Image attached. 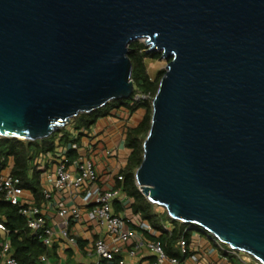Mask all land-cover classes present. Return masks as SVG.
Wrapping results in <instances>:
<instances>
[{"label": "water", "instance_id": "95a60500", "mask_svg": "<svg viewBox=\"0 0 264 264\" xmlns=\"http://www.w3.org/2000/svg\"><path fill=\"white\" fill-rule=\"evenodd\" d=\"M168 61L137 185L264 264V0H0V137L50 138Z\"/></svg>", "mask_w": 264, "mask_h": 264}, {"label": "trees", "instance_id": "16d2710c", "mask_svg": "<svg viewBox=\"0 0 264 264\" xmlns=\"http://www.w3.org/2000/svg\"><path fill=\"white\" fill-rule=\"evenodd\" d=\"M129 50L133 62L132 77L135 85L133 95L128 99L114 100L91 114H80L77 117L79 122H75V130H89L99 119L111 115L113 111H126L130 115L136 114L141 109L146 111L140 124L129 128L127 132L126 146L131 150V154L126 168L120 174L124 179L123 189L127 197L133 199L131 206L133 213L140 215L152 229L161 233L159 237L153 236L151 239L160 241L166 254L181 262L188 256V254H183L179 247L181 240L184 239L190 243L195 230L206 234L208 232L197 226L173 220L163 208V212H159V207L151 203L137 185L136 172L144 158V142L152 123V101L158 92L165 70L160 71L155 78L150 76L147 60H160L162 53L149 52L144 42H132ZM139 94L148 96V99H136ZM70 142L69 132L65 128L60 129L50 138L38 141L0 137V155L13 159V175L19 177L22 187L31 191L37 203H41L44 196L40 180L44 168L34 166V159L45 153L55 154L59 145H68ZM69 154L73 158L78 156L75 151H70ZM120 210L121 208H118V213ZM0 224H4L9 233L19 264H44L41 256L50 254L49 249L44 245L40 235L33 233L28 227L26 218L20 213V207L0 200ZM168 226L172 229L168 230ZM213 238L217 240L216 237L213 236ZM228 256L232 264H244L238 256L232 254Z\"/></svg>", "mask_w": 264, "mask_h": 264}, {"label": "built area", "instance_id": "2783aa9c", "mask_svg": "<svg viewBox=\"0 0 264 264\" xmlns=\"http://www.w3.org/2000/svg\"><path fill=\"white\" fill-rule=\"evenodd\" d=\"M137 97L136 99H148V96L137 95ZM72 122L73 120L67 127L72 126ZM71 130L74 138L73 135L70 136L71 142L68 145H59L55 154L45 153L39 155L34 160L33 165L46 167L49 164H55L54 187L67 193L71 199L80 197L83 206L87 209L89 220L96 222L101 229L106 230L114 243L133 241V248L130 251L131 256H136L140 250L147 249L157 257L152 264H180L177 258H171L166 254L160 241L139 237L136 230L128 228L126 217L115 212L114 208L120 192L114 188L101 186L99 184V174L92 159L81 155V144L78 140L82 134H89V130ZM70 151H75L78 154L77 158L70 156ZM13 168V159L0 155V200L20 207V213L26 218L28 227L33 233L40 235L48 249L53 246L57 235H60L71 245L77 244L76 239L71 234V224L83 220L81 208L63 204L58 205L53 200L52 190L43 188L44 201L49 204L51 209L57 211L58 219L55 227L51 226L46 214L26 197L27 190L22 187L21 179L13 175ZM119 179L123 180V177L119 176ZM140 227L144 230L150 229L149 224L146 222H141ZM0 230L7 231L4 224H0ZM208 235L213 238L210 233ZM215 242L222 251L238 256L244 264H263L248 254L230 247L226 248L225 244L218 239ZM3 247L6 252H10L12 248L9 241L4 243ZM179 247L185 255L190 251L189 245L184 239L181 240ZM86 251L89 255L96 254L99 259L98 264H104L103 261L113 262L117 252L116 248L109 245L104 238H98L96 242L94 241L86 247ZM193 257L196 259V256ZM41 261L44 264H49L50 259L45 254L41 256ZM5 264H19V262L12 253L7 257ZM118 264L129 263L121 261Z\"/></svg>", "mask_w": 264, "mask_h": 264}, {"label": "crops", "instance_id": "0c3cea01", "mask_svg": "<svg viewBox=\"0 0 264 264\" xmlns=\"http://www.w3.org/2000/svg\"><path fill=\"white\" fill-rule=\"evenodd\" d=\"M126 114L129 113L126 111H113L111 115L99 119L89 129V134H82L79 137L80 152L81 155L92 159L99 174V184L105 188H114L120 192L114 208L117 213L118 208H121L119 214L126 217L128 228L136 230L139 237L152 240L151 237H159L161 233L151 227L149 230H144L140 227L141 222H146L147 224L148 222L142 220L140 215L133 213L131 208L133 199L127 197L124 192V179H119L121 172L128 164L131 154V150L126 146L127 132L129 128L136 127L131 126L130 122L125 120L124 115ZM36 167L44 168L40 180L42 189L50 188L53 200L58 205L80 207L83 216L82 221L71 224V234L76 239L77 244L71 245L60 235H57L53 246L49 249V264H98L99 259L96 254L89 255L86 251V247L90 246L94 241L96 242L98 238H104L109 245L117 250L115 260L113 262L103 261L102 263L104 264H118L121 261L129 264H152L156 261L157 257L147 249H142L136 256H131L130 251L133 248V241L114 243L106 230L101 229L96 222L89 220L87 209L83 206L80 197L71 199L67 193L57 190L54 187L55 164H49L46 167ZM26 197L46 214L50 225L55 227L58 219L57 211L51 209L44 200L41 203H37L35 196L29 190L26 191ZM159 209V212H163ZM167 229L171 230L172 227L168 226ZM7 241L11 243L8 231L0 230V264H5L10 254L13 253L15 255L13 247L10 252L5 251L3 245ZM188 245L190 250L188 256L183 261H179L180 264H232L229 261L228 254L222 251L215 240L204 232L195 230ZM193 256H196V259Z\"/></svg>", "mask_w": 264, "mask_h": 264}, {"label": "rangeland", "instance_id": "374dc122", "mask_svg": "<svg viewBox=\"0 0 264 264\" xmlns=\"http://www.w3.org/2000/svg\"><path fill=\"white\" fill-rule=\"evenodd\" d=\"M139 41L145 43V39H141ZM167 65H168V61H166L164 59H160V60L148 59L147 60L148 72H149L150 76L153 77V78H155L160 73V71L166 70ZM145 113H146V111L144 109H141L136 114H133V115L126 114V115H124V117L126 118L125 119L126 121L130 122L131 126H138L140 124V122L142 121ZM75 122L77 123V122H79V120L77 118L73 119V122H72L73 125L72 126H68V127L65 128L66 131L69 132V136L73 135V132H72L71 129H75L76 128ZM72 137L74 138V135ZM159 210L163 211L162 208H160Z\"/></svg>", "mask_w": 264, "mask_h": 264}]
</instances>
